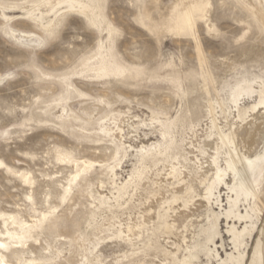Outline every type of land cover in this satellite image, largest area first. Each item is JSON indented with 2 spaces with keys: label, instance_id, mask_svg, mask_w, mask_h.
Wrapping results in <instances>:
<instances>
[{
  "label": "rangeland",
  "instance_id": "1",
  "mask_svg": "<svg viewBox=\"0 0 264 264\" xmlns=\"http://www.w3.org/2000/svg\"><path fill=\"white\" fill-rule=\"evenodd\" d=\"M234 149L264 150V0H0V264H264Z\"/></svg>",
  "mask_w": 264,
  "mask_h": 264
},
{
  "label": "bare ground",
  "instance_id": "2",
  "mask_svg": "<svg viewBox=\"0 0 264 264\" xmlns=\"http://www.w3.org/2000/svg\"><path fill=\"white\" fill-rule=\"evenodd\" d=\"M74 7V6H70ZM238 149H234L233 152V159L231 162L228 163L229 170L234 174L235 179L239 181V179L243 175H247V178L249 181L247 183H240L239 186L243 189H249L252 194V188L250 185V179L251 177L255 176V174L260 171L264 166V150L261 153H258L254 158H250L248 156L242 157L238 154ZM240 153V152H239ZM243 168V170H239V168ZM246 179V178H245ZM250 187V188H249ZM237 187L231 188V191L236 192ZM247 229V227L244 229V231ZM235 229H232V232H234ZM235 234V233H234ZM260 255H264L263 251L261 249H257ZM193 258H184L182 261L183 264H193L192 262Z\"/></svg>",
  "mask_w": 264,
  "mask_h": 264
},
{
  "label": "snow or ice",
  "instance_id": "3",
  "mask_svg": "<svg viewBox=\"0 0 264 264\" xmlns=\"http://www.w3.org/2000/svg\"><path fill=\"white\" fill-rule=\"evenodd\" d=\"M0 166H2V165H0Z\"/></svg>",
  "mask_w": 264,
  "mask_h": 264
}]
</instances>
